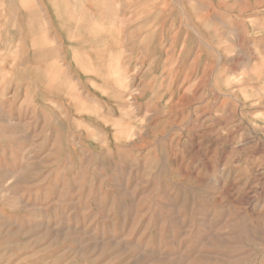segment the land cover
Returning a JSON list of instances; mask_svg holds the SVG:
<instances>
[{"label":"rangeland","instance_id":"obj_1","mask_svg":"<svg viewBox=\"0 0 264 264\" xmlns=\"http://www.w3.org/2000/svg\"><path fill=\"white\" fill-rule=\"evenodd\" d=\"M4 1L0 264H264V0H166L149 54Z\"/></svg>","mask_w":264,"mask_h":264},{"label":"bare ground","instance_id":"obj_2","mask_svg":"<svg viewBox=\"0 0 264 264\" xmlns=\"http://www.w3.org/2000/svg\"><path fill=\"white\" fill-rule=\"evenodd\" d=\"M10 1L11 0H5L4 5L7 4L8 6H10ZM46 2H49V0H47ZM57 2L59 3V5H56V10H54L57 13H64L67 17L64 19L54 20L53 26H49L48 29L55 28L56 30H58L57 27H59L60 30H69L72 33L73 38H81V40L84 42H87L88 40L90 41L93 35L102 34V36L104 35L103 42L107 47L108 54L112 53V49L117 46V44L113 42L114 40L112 39V37L117 35L118 38H122L124 35H126V32L123 30L124 28H135L137 39L142 41L143 43L145 42V49L143 50V52H147V54L153 53L152 47L156 46L157 39L163 36H167V33L173 30V24L175 22L174 12L170 10L169 3L166 0L163 2H159L158 0H106V2L104 1L105 3L103 2L104 4L102 6L96 5L97 8L94 12H90L85 8V3H92V0H57ZM69 2L73 3L74 5L70 6ZM81 5H83V7ZM37 6L38 5H36V7ZM73 12L75 14H73ZM28 27L29 29H37L38 24L35 17H31ZM123 31L125 32L124 34ZM135 43L137 42L133 41L130 43V45L135 46ZM6 45H9V42H7ZM43 45L44 47L49 46L50 43L47 40H43ZM69 47L74 49L72 45H70ZM96 47L97 46L87 47L85 48V50H83L86 56V61L90 60L92 54L94 53V48L96 50L100 49V47ZM44 49L45 51L41 50L38 52V57H42L41 55H43V52L47 55V57L50 55V48ZM79 61H81V59ZM105 61V63H109L111 60L108 57V59ZM122 73V71L121 73L120 71H118V75H123ZM122 78L123 79L120 78L119 80L121 85L125 81V78L123 76Z\"/></svg>","mask_w":264,"mask_h":264}]
</instances>
